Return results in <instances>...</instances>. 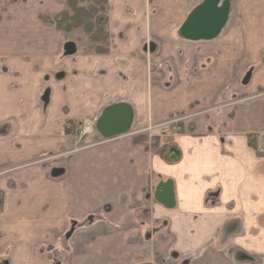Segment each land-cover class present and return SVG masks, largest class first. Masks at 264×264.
<instances>
[{"label":"crops","instance_id":"1","mask_svg":"<svg viewBox=\"0 0 264 264\" xmlns=\"http://www.w3.org/2000/svg\"><path fill=\"white\" fill-rule=\"evenodd\" d=\"M15 1L0 11V264H264V0H215L191 28L207 0H107L105 54L39 20L57 0ZM117 105L129 130L103 138ZM84 121L77 140L65 127ZM139 135L167 137L164 155Z\"/></svg>","mask_w":264,"mask_h":264},{"label":"trees","instance_id":"2","mask_svg":"<svg viewBox=\"0 0 264 264\" xmlns=\"http://www.w3.org/2000/svg\"><path fill=\"white\" fill-rule=\"evenodd\" d=\"M83 2L84 0H65L66 9L64 11L52 19L39 17V20L63 33L81 30L92 45L91 51L105 54L107 52V0H87L85 5ZM132 142L145 149L150 148L160 157L164 155L166 149L155 137L148 141L147 136L139 135L133 138Z\"/></svg>","mask_w":264,"mask_h":264},{"label":"water","instance_id":"3","mask_svg":"<svg viewBox=\"0 0 264 264\" xmlns=\"http://www.w3.org/2000/svg\"><path fill=\"white\" fill-rule=\"evenodd\" d=\"M215 4V0H207L205 5L201 7L200 11H196L193 13L187 20L186 26L188 28H191L193 25H196L200 18V14L204 10H209L212 8V6ZM220 25H211L206 23V26H204L201 29L202 36L204 38L210 37L213 33H215L219 29ZM209 34V35H208ZM65 51L67 54H72L74 52V45L73 44H67L65 46ZM119 115V119L121 120V126L118 128H114V126H111L110 123L112 120H114L117 115ZM129 124H130V114L126 112L125 106L117 105L110 107L106 109L99 120L97 121L95 128L97 132L106 139L114 138L118 136L125 135L129 130ZM61 173V171H60ZM53 176H58L59 173L57 171H53ZM155 199L165 207H172L173 206V192L171 189L170 184L168 185H162L158 187L157 193L155 194Z\"/></svg>","mask_w":264,"mask_h":264},{"label":"rangeland","instance_id":"4","mask_svg":"<svg viewBox=\"0 0 264 264\" xmlns=\"http://www.w3.org/2000/svg\"><path fill=\"white\" fill-rule=\"evenodd\" d=\"M16 3V1L15 0H6V4L0 9V11L1 12H4V11H6L7 9H9L10 8V6H12V5H14ZM56 3H57V5H59V6H62V7H64L65 9H66V4H65V0H57L56 1ZM83 4L85 5V4H87V0H84V2H83ZM47 19H52V18H47ZM66 34H68L67 35V39L69 40V41H72L73 43H75L76 44V47H77V49L79 50V52H81V53H87V52H90L91 51V47H92V45H91V43L87 40V38H86V36L83 34V32L81 31V30H73L72 32H70V33H66ZM187 117H188V115H186ZM185 115H181V116H178V117H176V118H181V117H186ZM175 118V119H176ZM189 119H185L183 122H182V124L183 123H186V121H188ZM76 127V124L74 125H69V126H66L65 128H67V131H70V133L75 137V139H79V138H81L78 134H76L75 133V131H74V128ZM167 127H169L168 129H166L165 131H167V133L168 132H170V126H167ZM182 128H183V130H185V126H184V124H183V126H181ZM161 132L159 131V132H157V133H155L156 135H159ZM181 133H182V131H181ZM83 138V137H82ZM160 138V137H159ZM159 140V139H158ZM162 140H164V141H162ZM162 140H159V144L161 145V144H166V142H168V139H167V137L165 138V139H162ZM162 141V142H161Z\"/></svg>","mask_w":264,"mask_h":264},{"label":"built area","instance_id":"5","mask_svg":"<svg viewBox=\"0 0 264 264\" xmlns=\"http://www.w3.org/2000/svg\"><path fill=\"white\" fill-rule=\"evenodd\" d=\"M187 118L188 117H179L173 119L172 121L167 123V126H172V131L174 132V134H180L182 131L180 124ZM93 130L94 126L93 123L90 121H84L79 124H76V127L74 128L75 133L78 134L81 138L87 135H91L93 133ZM258 154L264 155V145L258 150Z\"/></svg>","mask_w":264,"mask_h":264}]
</instances>
